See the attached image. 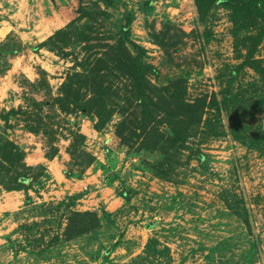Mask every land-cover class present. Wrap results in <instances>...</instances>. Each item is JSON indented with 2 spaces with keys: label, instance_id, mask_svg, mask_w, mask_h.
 <instances>
[{
  "label": "rangeland",
  "instance_id": "374dc122",
  "mask_svg": "<svg viewBox=\"0 0 264 264\" xmlns=\"http://www.w3.org/2000/svg\"><path fill=\"white\" fill-rule=\"evenodd\" d=\"M0 264H264V14L0 0Z\"/></svg>",
  "mask_w": 264,
  "mask_h": 264
},
{
  "label": "trees",
  "instance_id": "16d2710c",
  "mask_svg": "<svg viewBox=\"0 0 264 264\" xmlns=\"http://www.w3.org/2000/svg\"><path fill=\"white\" fill-rule=\"evenodd\" d=\"M214 1L215 0H197V2L200 3V5H201V3L203 5L211 4ZM221 1H223L226 4H228V3L238 4L242 0H221ZM248 6L251 8V10L253 12H256L258 14H264V0H248ZM91 160H92V157L90 155H88L89 164H91V162H90ZM13 190H17V189H13Z\"/></svg>",
  "mask_w": 264,
  "mask_h": 264
},
{
  "label": "crops",
  "instance_id": "0c3cea01",
  "mask_svg": "<svg viewBox=\"0 0 264 264\" xmlns=\"http://www.w3.org/2000/svg\"><path fill=\"white\" fill-rule=\"evenodd\" d=\"M16 205H17V202H14V203L12 204L13 207H15Z\"/></svg>",
  "mask_w": 264,
  "mask_h": 264
}]
</instances>
